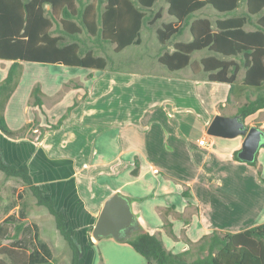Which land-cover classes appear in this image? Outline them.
Segmentation results:
<instances>
[{
    "label": "crops",
    "instance_id": "crops-1",
    "mask_svg": "<svg viewBox=\"0 0 264 264\" xmlns=\"http://www.w3.org/2000/svg\"><path fill=\"white\" fill-rule=\"evenodd\" d=\"M156 3L157 0L153 10ZM205 8L213 10V18L198 15ZM243 10L241 4L235 13ZM154 13L158 16L156 21L166 16L157 10ZM195 16L208 17L213 22L222 17L211 6L198 10ZM167 17L168 20H161L154 28L156 21L147 25L152 32L149 37L153 36L155 41L150 45L154 52L149 55L155 59V69L135 70L114 65L112 71L20 62L18 85L4 109V117L12 129L22 127L35 116L39 126H49L75 100L79 101L63 123L46 131L39 141L38 128L33 129L32 138H11L0 131V156L7 165L28 166L34 183L63 213L65 226L73 232L80 248L79 264L146 262L127 242L110 236L95 239L91 235L104 201L113 193L132 198L131 209L139 225L150 233H158L173 252L185 251L189 247L187 240L196 242L214 230L236 232L264 222V184L260 180L264 176V146L259 148L252 164L234 158L243 135L222 137L207 133L216 114L237 115L238 106L246 100L240 89L243 71L236 80L237 94L231 98L230 84L208 80L204 71L195 73L191 65L169 70L158 61V56L164 51L171 52L172 42L162 45L156 38V28L162 22L175 20L170 15ZM185 28L188 39H181V33L175 41L191 40L189 26ZM146 43L144 39L143 44ZM197 51L207 53L193 58ZM208 55L213 52L196 50L191 54V62ZM120 62L133 64L134 60ZM11 63L0 59V81L6 77ZM43 64L58 67L45 74L33 69ZM79 68H84V77L70 72ZM37 82L43 93L41 109L29 103ZM138 86L142 94L135 104L137 115L131 117L133 113L129 114L121 89L127 87L133 91ZM243 123L264 128V108L243 118ZM201 139L204 144L199 143ZM135 158L139 167L133 175ZM183 191L189 194L184 196ZM30 217L26 223L46 220L29 221ZM10 240L7 238L4 243ZM61 253L56 264H62L58 259ZM69 260L70 257L65 263Z\"/></svg>",
    "mask_w": 264,
    "mask_h": 264
},
{
    "label": "trees",
    "instance_id": "trees-1",
    "mask_svg": "<svg viewBox=\"0 0 264 264\" xmlns=\"http://www.w3.org/2000/svg\"><path fill=\"white\" fill-rule=\"evenodd\" d=\"M155 1L0 0V59L12 61L6 77L0 81V131L11 138H32L33 129L38 128L39 141L46 131L58 128L79 102L75 100L57 122L49 126H39L35 116L20 128L9 127L4 109L18 85L21 61L114 71L111 57L98 54L95 47L112 44L118 53L128 45L140 44L142 27L153 24L158 18L152 8ZM165 1L167 13L175 20L162 22L156 28V38L162 45L171 41L173 50L164 51L158 61L169 70L191 65L195 73L204 71L208 80L230 84V93L238 88L236 80L243 71L240 89L246 100L236 113L245 118L263 109L264 0ZM241 4L244 10L236 14ZM205 6H211L222 17L214 22L208 17H196L195 12ZM247 25L251 28L247 29ZM184 26H189L191 40L175 41ZM201 49L213 55L191 62V54ZM42 96L37 82L29 103L41 109ZM234 158L238 159L237 151ZM138 167L136 160L132 174L138 173ZM0 173L9 181L4 188L7 194L3 213L6 216L0 220V264H56V257L63 248L59 238L64 239L70 249L68 264H79L80 248L73 232L66 228L63 213L34 183L28 166L7 165L0 156ZM260 180L264 184V176ZM41 207L52 215L53 226L48 221L26 223L28 217L43 212ZM7 238L11 240L4 243ZM121 241L144 256V264H264V222L236 232L214 230L196 242L187 240L189 247L182 252L168 249L158 233H150L140 225Z\"/></svg>",
    "mask_w": 264,
    "mask_h": 264
},
{
    "label": "water",
    "instance_id": "water-1",
    "mask_svg": "<svg viewBox=\"0 0 264 264\" xmlns=\"http://www.w3.org/2000/svg\"><path fill=\"white\" fill-rule=\"evenodd\" d=\"M213 136L234 137L243 135L237 157L241 161L253 162L260 147L264 146V128L257 125L246 126L241 115L224 116L216 114L207 127ZM139 228L137 217L131 209L128 197L120 193L111 194L103 203L92 227L95 239L110 236L121 241Z\"/></svg>",
    "mask_w": 264,
    "mask_h": 264
},
{
    "label": "rangeland",
    "instance_id": "rangeland-1",
    "mask_svg": "<svg viewBox=\"0 0 264 264\" xmlns=\"http://www.w3.org/2000/svg\"><path fill=\"white\" fill-rule=\"evenodd\" d=\"M165 8H166V5H165V2L164 0H157V3L156 5L154 6V10H157L159 11L160 13H163L165 14L166 16H163L162 18L158 19L154 25H152L154 28L155 26L159 25L160 21L161 20H168L169 16L166 11H165ZM199 16H202V15H210L211 18L214 17V14H213V10H211V8H205L203 11L199 12L198 13ZM188 30L185 28L182 32V35H181V39H188ZM151 27H145L142 29V47H139L138 45H131L130 47H127L126 49L122 50L121 52L119 53H116L114 51V45L112 44H107V43H104L103 47H95L97 48V53L100 54V55H108L110 56L113 60L115 61H111L110 62V65H117V66H122V67H125L127 69H135V70H151V69H155V66H154V62H155V59L152 58V56H149L152 52H154L153 50L151 51V46L150 45H153V43L155 42L154 41V37L152 36V38L149 37V35L151 34ZM148 38V39H147ZM144 39L147 40V43L146 44H143V41ZM91 43V42H90ZM151 52V53H150ZM131 53V54H130ZM207 52L203 51V52H195L192 57L195 58L196 56H201V55H205ZM126 59H132L134 60V63L132 64H126V63H121L120 61L122 60H126ZM120 62V64L118 63ZM58 66H55V65H49V64H43L42 66H38L37 68H33L35 71H37L38 73H52V70L51 68H57ZM60 68V67H59ZM71 73L75 74V76L77 77H84L86 75V72L84 70V68H79V69H76L75 71H70ZM66 75H71V74H68L65 72ZM53 79V78H52ZM240 79V76L238 77V80ZM137 90V91H136ZM236 91H238V88H236L234 90V93H229V97H230V94H231V98H232V95H236ZM121 94L123 97H125V101H126V104H127V108H128V112L129 114H131V112L133 113L131 117H135L137 114L135 113L136 112V106L135 104L138 103V98L141 97V92H140V86H138V89H133V91H131L130 89H128L127 87L121 89ZM124 101V100H123ZM130 103V104H129ZM230 104V102H227V106ZM220 106V104H219ZM226 106V107H227ZM225 108V107H224ZM224 108H222L223 111ZM130 116V115H129ZM137 158H135V161H136ZM138 161V159H137ZM135 167V166H134ZM132 172V171H131ZM133 175H136V174H133ZM9 183L8 180H6L4 178V176L0 173V218H3L4 217V214L2 212V204L3 202L5 201V195L7 194L4 190L5 186ZM129 201L131 202L132 201V198H128ZM39 208V207H37ZM43 209V212L42 213H38V214H34L33 216H31L28 220L29 221H38V220H44L46 219L45 221H48L50 222L51 226H53V217L52 215L43 207H41ZM55 229H53L54 231ZM62 238V237H61ZM59 241L60 242H63V250H62V253L61 255L58 257V259H61V263L62 264H66L65 261H67V258L70 257V249L67 245V243L65 242L64 239H60L59 238ZM100 256V259H101V254H98V257ZM196 255L193 254V257H195ZM191 258V257H190Z\"/></svg>",
    "mask_w": 264,
    "mask_h": 264
},
{
    "label": "built area",
    "instance_id": "built-area-1",
    "mask_svg": "<svg viewBox=\"0 0 264 264\" xmlns=\"http://www.w3.org/2000/svg\"><path fill=\"white\" fill-rule=\"evenodd\" d=\"M200 144H204V139L199 140Z\"/></svg>",
    "mask_w": 264,
    "mask_h": 264
}]
</instances>
